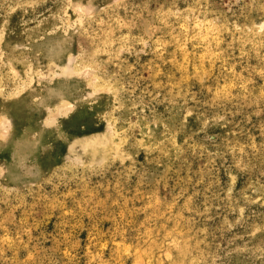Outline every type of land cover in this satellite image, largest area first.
I'll return each instance as SVG.
<instances>
[{
    "label": "rangeland",
    "instance_id": "374dc122",
    "mask_svg": "<svg viewBox=\"0 0 264 264\" xmlns=\"http://www.w3.org/2000/svg\"><path fill=\"white\" fill-rule=\"evenodd\" d=\"M0 264H264V0H0Z\"/></svg>",
    "mask_w": 264,
    "mask_h": 264
},
{
    "label": "bare ground",
    "instance_id": "6f19581e",
    "mask_svg": "<svg viewBox=\"0 0 264 264\" xmlns=\"http://www.w3.org/2000/svg\"><path fill=\"white\" fill-rule=\"evenodd\" d=\"M103 140V139H102ZM89 143V142H88ZM85 147V146H84ZM99 149V148H98ZM85 150V149H84ZM103 152V151H102ZM104 154V153H103ZM103 156V155H102ZM106 158V157H105ZM87 161V160H86Z\"/></svg>",
    "mask_w": 264,
    "mask_h": 264
}]
</instances>
